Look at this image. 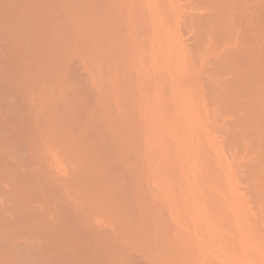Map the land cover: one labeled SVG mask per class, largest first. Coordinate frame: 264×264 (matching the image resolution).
I'll list each match as a JSON object with an SVG mask.
<instances>
[{
	"label": "bare ground",
	"instance_id": "obj_1",
	"mask_svg": "<svg viewBox=\"0 0 264 264\" xmlns=\"http://www.w3.org/2000/svg\"><path fill=\"white\" fill-rule=\"evenodd\" d=\"M0 264H264V0H0Z\"/></svg>",
	"mask_w": 264,
	"mask_h": 264
}]
</instances>
